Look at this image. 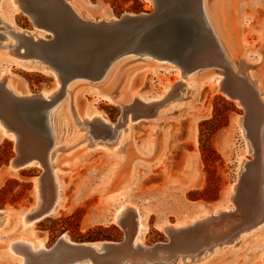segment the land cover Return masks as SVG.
Instances as JSON below:
<instances>
[{
  "label": "rangeland",
  "instance_id": "1",
  "mask_svg": "<svg viewBox=\"0 0 264 264\" xmlns=\"http://www.w3.org/2000/svg\"><path fill=\"white\" fill-rule=\"evenodd\" d=\"M72 1L78 4L82 13L99 18L152 13L156 8L151 0ZM211 9L215 24L227 44V58L243 60L250 65L243 74L250 73L253 80L260 82L264 99V0H216ZM9 14H12L17 28H33L31 18L22 9L14 10L9 0H0L2 49L13 37L4 28L3 17ZM44 37L50 38L51 35L44 34ZM20 47H12L10 51H14L11 53L20 56ZM209 58L206 59L209 63L219 61L218 56ZM133 59L132 55L126 56L107 73V77L94 82L86 78L73 80L71 94L56 105V109L65 107V101L77 93L75 104L80 112L100 113L104 122L112 124L118 134L121 132L120 136L123 133V140L117 145L115 140L104 139L102 134L110 137L114 135V129L105 127L102 122L87 124L81 118L79 122L70 119L79 134H72L70 130L68 135V128L63 127L61 139L64 140L55 141L51 150V163L56 167L60 185L61 205L28 231L20 227V217L38 203L39 177L46 195L49 191L53 193L52 178L49 174L48 178L42 177L46 171L42 164L9 170V163L17 154L18 139L5 136L0 130V210L8 211L10 218L6 227L0 226V264L10 260L7 251L10 240L23 235L43 242L48 249L40 251L43 255L27 250L29 254L25 250L26 264H37L50 258L45 252L63 235L75 243L123 245L130 239L128 230L130 221L132 226L134 221L131 209L126 212L129 219L125 216L121 223L114 220L115 212L123 205H136L146 223L142 242L148 247L145 250L148 254L141 255L142 262L264 264V214L257 222L240 226L247 220L244 214L250 211L249 208L246 210L247 202L251 200L248 197L255 196L248 188L254 182L251 167L257 156L250 151V139L246 136V129L253 126L252 111L219 86L215 72L219 69L217 65L186 74V77L190 76L191 87L181 88L178 80L179 73L185 71L183 66L163 60L156 62L163 65L156 66L152 62L156 60L150 58H146L149 64ZM3 75L9 77L8 85L20 92L39 94L55 87L54 74L25 68L0 55V76ZM224 78V87H230L235 93L229 71L225 70ZM172 83L174 87L160 106L141 105L136 100L137 96L144 101L162 96ZM95 88L99 93L92 92ZM62 96L63 91L59 98ZM124 106L130 107L126 109ZM127 111H133L141 118L127 122ZM211 129L215 131L207 138ZM50 143L51 140H46L45 147ZM209 146L215 154L208 151ZM243 160L247 161L249 169L245 170L244 178L241 177L243 181L239 183L238 191H232L233 184L240 181L244 171ZM247 182H251L250 185ZM231 194L233 199L236 198L230 201ZM212 214L216 218L204 224L202 219ZM165 223L180 225L183 229L167 232L163 228ZM216 228H226V232H219ZM203 237L207 240L204 243L201 242ZM203 250L205 252L201 253ZM107 255H102L101 259ZM172 257L175 260L171 263L160 260Z\"/></svg>",
  "mask_w": 264,
  "mask_h": 264
},
{
  "label": "bare ground",
  "instance_id": "2",
  "mask_svg": "<svg viewBox=\"0 0 264 264\" xmlns=\"http://www.w3.org/2000/svg\"><path fill=\"white\" fill-rule=\"evenodd\" d=\"M65 1L69 4L72 11H74L83 20L93 22V23L94 22H96V23L97 22H110L112 20H117V18H115V17H106V18L89 17L86 14L82 13L80 10H78V7H77L78 4L76 5L72 0H65ZM151 1L154 2L155 0H151ZM156 1H159V0H156ZM215 1L216 0H193L195 6L197 7L198 14L200 16V21L203 24L202 29L205 32L204 33V42H205V47H206V53L209 57H211V56L215 57L216 56V58H217V56H218L217 60H219V61H216V58L214 59L218 63L217 64L211 63V66L217 65L219 67V69H217L215 71L216 76H217V82L219 83V86L222 87L223 89L225 88L223 85V81L225 79L224 78L225 77V70L229 71V73L233 77V85L235 88V95H234V97H232V96L231 97L234 99H237L241 104L246 106L248 108V110L252 111L251 116H253L252 117L253 118V120H252L253 126L251 124L252 128L250 130L246 129V136L250 139V145H251L250 151L253 153V155L257 156V157L255 156L257 158L256 162H254L255 164L253 163V166L251 165L252 166L251 167L252 172L250 171L254 177L253 178L254 182H252V185L249 186V188H248L250 191H252L253 194L255 193V196L254 197H248L251 200L247 202L248 206H246L247 207L246 210L249 208L250 211H248V213L246 212L244 214L245 215L244 219L245 220L247 219V220L241 222V225H240V226H242V225L248 226V223L257 222L261 218V216L264 214V99L262 98L261 92L259 89L260 88V82L256 79L253 80L250 73L246 74V76L243 74V72H245V70L249 69L250 65L243 60L236 61L232 58L231 59L227 58V55H226V54H228V52H227L228 49L226 47L227 44H226L225 38L222 36L220 29L215 24V16H214L212 9H211L212 5ZM9 4H10L11 8H13L14 10H21L22 9L19 0H9ZM11 15L9 14L8 16L3 17V20L6 22L4 24L5 25L4 28L6 30V33L10 37L11 36H13V37H11L10 39L7 40V36H6L7 41L4 44L5 48H3V49L0 48V55L3 57H6L9 61H11L17 65L23 66L25 68H28L31 70H40V71H43L45 73L54 74L55 87H54V89H51L49 91H42L41 93H39V94H41V96L43 98L48 99V100H50V99L52 100L61 91H63V96L52 104L51 111L49 114L52 138H51L50 145H48L47 147L44 146L46 148V149L44 148L45 149L44 159L46 162L45 165L47 167L44 169L52 178V186H53V193L52 194L53 195L50 194V191L48 194L52 195V198L50 197V195L47 194L48 195L47 196L46 194H44L43 189H46V188H43L42 178L39 177L38 185H37L38 186L37 187L38 203L32 209H30L28 212L23 213L22 216L20 217V220H19L20 227L24 231H28L29 229H31V227L37 221H39L40 219H42L43 217H45L51 213L56 212L58 207L61 205L62 198L59 194V188H60L59 186L60 185H59L58 178H57V175L55 172L56 167L51 163V160H52L51 150H52V147H53V144L55 141H57V140L60 141L63 139V138L61 139V136H63V132H64L63 127L68 128V129H66V130H68V135L71 134L70 130L72 131V134L74 132L78 133L77 129L71 125L70 119H72L73 121L79 122L78 120H79V118H81L80 120H83L87 124H89L88 122H91V121L102 122V124L105 125V127H108L109 129L110 128L114 129L113 130L114 135L109 137V136L102 134V136L104 137V139L115 140L117 145L122 142L121 140H123V133L120 136L121 132L118 134V132H116V129L113 128L112 124H109L108 122L107 123L104 122L105 119L102 117V115L100 113H98L96 111H91V112L84 111L83 113H81L80 110L78 109L77 105L75 104L76 103V99H75L76 96L75 95L77 93L74 94V96H72L69 100L65 101L66 102L65 107H62L61 109H56V105L59 104L61 102V100L66 97V95L69 96L71 94L70 91H71L72 83L74 82L73 80L79 81L82 78H73V79L67 81L66 83H64L65 84L64 85L62 80L59 77V74H57L50 66H47V64H45V62L44 63L41 62L43 55L39 51H37L35 49H30L26 52L25 51L26 46H28L29 44H32L35 41H38L39 39L45 38L44 34H46L48 32L46 30H43L40 28H34V29H30V30L19 29V28H17L16 24L14 23L13 17ZM12 38L15 39V42H16L14 45H13L14 40ZM91 40H92V38H88V41H86L85 45H87L88 43L91 44ZM18 45L21 46L20 49L23 52H21V50H20V52H19L20 56L16 57V55H14V53H11V51L12 50L14 51V49H12L11 51H10V49L12 47H17ZM131 55L134 58L133 61H143V62H147V64L150 63V61L146 60L145 57H140L135 53L127 52L125 54H121L120 56H117L116 58H114L108 64V66L105 68L103 75L100 79L104 78L105 76L107 77L108 72H111L114 68H116V66L119 64V62L124 60L126 58V56H131ZM21 56H29V57H33L34 59L25 60ZM135 56H138L140 58L135 57ZM43 58L46 59L45 56ZM150 59H152V58H150ZM152 60H156V61H152L153 64H156V66L163 65V64L156 63L157 61L160 62L161 60H158V59H152ZM203 62L205 63V60ZM180 66H183V68H185L184 73L182 71L179 73L180 76H179L178 81H179L181 88L186 87V86L191 87L190 76L186 77L185 75L194 73L197 70H199L200 68L194 69L193 67H190V66H185V65H180ZM8 79H9V77L7 75L0 76V83H2L4 85V87L8 91L13 93L14 95L19 96V97H26V98L34 95L33 93H29V92H20L15 87L8 85ZM83 79L85 80V76H83ZM97 80H99V79H97ZM91 82H94V81H91ZM172 87H174L173 83L169 86L168 90L163 93L162 96L150 99L149 101H144L139 96L136 97V100L140 104L141 103L146 104V105L158 104L160 106L166 102V98H167V96H169L168 92ZM92 89H94V87ZM97 90L98 89L95 88L94 91H92V90L91 91L99 93ZM180 91L181 90H179V92ZM103 96H107L112 101H115L113 98H111L108 95H103ZM122 103H123V101L121 102V104ZM128 107H130V106H128ZM128 107L124 106V108H126V109ZM130 113H132V116H130ZM127 117H128L127 122H129L131 120H139V118H141L140 116L137 115V113H135L133 111H127ZM249 117H250V115H249ZM63 123H64V125H63ZM54 124H56L55 128H54ZM242 124L244 126L243 121H242ZM246 124H248V123H246ZM0 130L5 136L8 135L13 139H17L16 134L14 132H12V130H8L6 128V126L2 123L1 120H0ZM64 136H66V134H64ZM35 164L39 165V163L33 161L32 163L28 164L27 166H32ZM242 165H243L244 171L240 176V181L238 183L233 184L232 191H235V190L238 191L237 187H238V185H240L239 183H241V181H243V180H241V177H243L245 170L249 169V167H248L249 164L247 163L246 160H243ZM27 166L17 168L16 166L11 165L8 168H9V170L15 171V170L23 169ZM248 173H249V171H248ZM247 183H249V182H247ZM250 183H249V185H250ZM45 192H48V191H45ZM235 198L236 197H234V199ZM234 199H233V194H231L230 201L234 200ZM52 201H53V205L51 206V209L46 211L45 208L47 207L48 203L52 202ZM129 209H131L133 211V214H134V215H132V217L134 216L133 226H132V221H130L131 227L129 225H127V226H129L128 231L130 233L129 232H127V233H129L128 236H130V239L128 240L127 243H125L123 245L113 243V244L117 245L118 247L114 251L115 253H113L110 256L111 260L108 257L109 255L106 257L109 259H107V260H106V258L101 259L102 255L106 254V251L104 250V247H103V244H105L106 242H98V243L89 242L86 244L94 246V249H95L94 253L78 251L77 247H74L71 245H69V246L63 245L61 247L62 248L61 250L65 251L63 256L66 257V258H64L66 260H64V262L60 261V259L50 260V258H47L44 260V262L37 263V264H155L156 262L148 263L146 260L144 262H142V260L140 261V259L143 258V257L141 258L142 254L143 255L148 254V251H145V250H147L148 247L145 244H143V242H142L143 241L142 236L145 233L147 226H146V223L143 219V216H141L139 214L137 206L136 205H123V206L119 207L117 209V211L115 212L114 220L117 223H121L122 220L126 219L125 218V216H127L126 212ZM225 212L227 213V211H225ZM225 212H223V213H225ZM231 212H230V214H231ZM243 213H244V211H243ZM8 214H9L8 211L0 210V226L3 225V227H6L9 224L10 218H9ZM214 216H215L214 214L208 215L204 219H202V222H204V224H205L206 223L205 221H209L213 218H216ZM231 216L233 218L234 215H231ZM229 217H230V215H229ZM128 219H129V217H128ZM128 223H129V221H128ZM197 225L198 224H196V226ZM196 226H194V227L196 228ZM207 227H209V226H207ZM163 228L167 232H172V233L173 232H180L183 229V227L180 225L170 224V223H165L163 225ZM214 228L215 227H213V229ZM229 228H231V227H228L227 229H229ZM127 229H128V227H127ZM218 229L219 228H216V230H218ZM187 230H189V228ZM216 230H215V232H216ZM190 231H192V230H190ZM219 232H226V228L222 229V230L219 229ZM204 233L206 234V232H204ZM210 233L213 234V232H210ZM217 234H219V233H217ZM62 238L68 243H71L73 245H78V243L72 242L67 235H63ZM175 238H174V240H175ZM198 241H195V242H198ZM205 241H207V240H205V237H203L201 239V242L204 243ZM186 244L190 246V244H188V242ZM203 246H205V245H203ZM177 247H179V246H177ZM25 250L26 251L28 250L32 253H34V252L39 253L40 251H43V250L47 251L48 249L45 247L43 242H41L39 240L35 241V240L30 239L29 237L23 235L22 237H19L17 239L10 240V242L8 243L7 251H8L10 260L4 264H26V263H28L27 262L28 260L26 259L27 256H25V253H26ZM28 251H27V253L31 254ZM204 252H205V250L201 251V253H204ZM151 254H152V252H151ZM32 256H30V258ZM38 256H39V254H38ZM176 256H178V254ZM67 257H69V258H67ZM160 260L164 263H171L175 259H174V257H172L170 259L165 258V259H160ZM138 261H140L142 263H139Z\"/></svg>",
  "mask_w": 264,
  "mask_h": 264
},
{
  "label": "water",
  "instance_id": "3",
  "mask_svg": "<svg viewBox=\"0 0 264 264\" xmlns=\"http://www.w3.org/2000/svg\"><path fill=\"white\" fill-rule=\"evenodd\" d=\"M19 2L33 22L32 29L40 28L51 35L29 44L25 51L35 49L45 56L41 62L59 74L63 84L83 76L92 81L100 79L108 64L127 52L194 69L211 66L207 61L210 58L206 53L203 24L193 0H155L156 8L152 13H127L117 20L97 23L80 18L65 0ZM88 38H92L91 44L85 45ZM224 90L234 97L230 87L225 86ZM61 94L62 91L52 100L41 94L19 97L0 83V120L18 139L17 154L9 166L20 168L34 161L47 168L44 146L46 140L52 138L49 114ZM42 177L49 175L44 171ZM52 205L53 201L49 202L46 211ZM63 245L77 247L82 252H95L94 246L86 242L73 245L60 237L45 252L50 260H66L65 251L61 250ZM103 247L110 256L118 246L106 242Z\"/></svg>",
  "mask_w": 264,
  "mask_h": 264
},
{
  "label": "trees",
  "instance_id": "4",
  "mask_svg": "<svg viewBox=\"0 0 264 264\" xmlns=\"http://www.w3.org/2000/svg\"><path fill=\"white\" fill-rule=\"evenodd\" d=\"M214 131H215V129H213V130L211 129L210 132H208V134H206L207 138H210V136L214 133ZM207 149L210 153L215 154V151L212 147L209 146Z\"/></svg>",
  "mask_w": 264,
  "mask_h": 264
}]
</instances>
